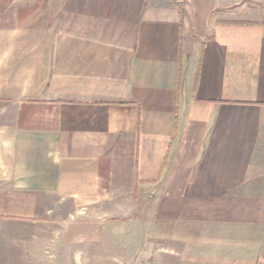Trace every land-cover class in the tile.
<instances>
[{
	"label": "crops",
	"instance_id": "crops-1",
	"mask_svg": "<svg viewBox=\"0 0 264 264\" xmlns=\"http://www.w3.org/2000/svg\"><path fill=\"white\" fill-rule=\"evenodd\" d=\"M137 201L172 252L260 263L264 0H0V222L79 252Z\"/></svg>",
	"mask_w": 264,
	"mask_h": 264
},
{
	"label": "rangeland",
	"instance_id": "rangeland-1",
	"mask_svg": "<svg viewBox=\"0 0 264 264\" xmlns=\"http://www.w3.org/2000/svg\"><path fill=\"white\" fill-rule=\"evenodd\" d=\"M144 206L137 201L131 205L130 212L118 214L102 206L96 214L100 221L92 222L100 225V236L85 240L79 252L80 247L71 246L73 244L58 235L60 227L56 225L0 222V264H264V253H259L258 263L257 253L236 251L241 243L235 240H229L226 252H172L175 240L171 236H154L155 221H150L149 216L155 212V207L146 205L143 212ZM74 209L67 203L68 214L75 215ZM71 218L75 222V217ZM246 246L244 248H248Z\"/></svg>",
	"mask_w": 264,
	"mask_h": 264
}]
</instances>
